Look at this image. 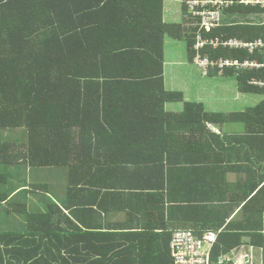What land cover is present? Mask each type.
<instances>
[{
    "label": "trees",
    "instance_id": "obj_1",
    "mask_svg": "<svg viewBox=\"0 0 264 264\" xmlns=\"http://www.w3.org/2000/svg\"><path fill=\"white\" fill-rule=\"evenodd\" d=\"M163 2L0 0V129L7 131L5 140L0 141V264H116L120 255L130 253L135 257L131 264L171 263L167 258L159 261V256L145 260L148 251H140V245L132 243L123 249L104 250L110 246L105 235L97 238V233L82 229L70 218L67 225L57 224L60 219L52 224L55 212L62 215V208L49 199L41 201L45 211L32 212L41 208L28 206L32 202L27 200L29 188L14 196L12 192L8 199V178L25 174L26 168L68 166L76 170L87 162L86 169H95L105 181L114 171L122 177L134 175L137 181L154 179L157 184L121 185L127 190L166 186L169 195H179L182 187L186 191L189 186L201 189L206 185L203 171L207 161H194L187 151L179 149L194 133L211 130L209 124L217 127L231 116L251 127L254 123L250 118L256 115L254 122L259 129L255 132L247 127V135L261 132L264 146V98L247 111H207L201 101L186 100L181 91L166 89L164 46L166 38L185 41L189 61L197 55H222L240 62L246 58L264 62V49L252 54L222 47L213 50L209 45L194 50L197 27L164 22ZM181 7L185 14L186 5L181 3ZM226 13V21L247 23L223 26L204 36L264 37L263 8L238 5ZM252 14L253 22L256 17L258 23H249ZM232 70L226 72L235 76L240 91L264 96L263 89L248 84L251 77L264 79V69ZM170 101H183L181 110H165ZM208 134L214 141H222L219 135ZM173 155L178 156L177 165ZM180 155L189 162L181 161ZM164 161L170 167L166 168ZM128 164L136 166L131 174ZM81 170L85 171V166ZM218 187L212 184L214 190ZM257 187L258 183L251 184L240 201L246 202L242 212L259 214V223H248L244 233L229 231L232 228L219 232L213 258L239 244H264V185L249 199ZM220 188L217 193L225 189ZM197 199L203 201V197ZM193 200L182 197L174 202L181 208L191 207L195 213L201 211ZM242 236L250 239L244 241ZM164 237L162 250L167 248L169 253L170 236Z\"/></svg>",
    "mask_w": 264,
    "mask_h": 264
},
{
    "label": "crops",
    "instance_id": "obj_2",
    "mask_svg": "<svg viewBox=\"0 0 264 264\" xmlns=\"http://www.w3.org/2000/svg\"><path fill=\"white\" fill-rule=\"evenodd\" d=\"M163 1L164 22H183V25L192 24V20H188L184 17L188 15L187 6L186 13H182L183 20L181 21L179 17L178 19L180 22H176V18H174V11L176 8L174 2L178 0ZM185 1L187 0H181L180 10H183L181 3L185 4ZM238 5L242 6L240 4H235L232 7ZM132 8H134V6H132ZM226 10L229 9H225L223 12L224 17L222 25L216 29L236 23H247L240 19L226 21L225 19L229 16ZM254 15L255 14L250 15L252 21L249 23H258V21L255 20L253 22ZM216 29H213L209 33H214ZM166 44L167 40L165 39L164 50ZM209 46L213 50L222 47L224 49L247 51L250 53L247 49H235L224 46L214 48L211 45ZM208 58L211 60H228L229 62L240 61L230 56L227 57L222 55ZM245 60L258 61L257 59L249 58ZM225 67L219 68L217 65L213 67L209 66L207 68L208 75L203 76V79L204 77L207 78L206 83H208V85H205L204 89L198 86L196 92L190 95V97H187L186 100L191 101V99H193L195 101H201L207 111L224 113L247 111L262 101L264 96L257 100L255 99L257 103L251 107L243 108V106H241L239 108L244 102L241 101V95H244L243 99L246 101L245 95L251 93L240 91L237 87L235 76L233 74H227L226 72L232 69V71L236 72L258 71L260 69L245 68L236 70L234 67ZM193 68L194 67L191 65L190 70H193ZM187 70L189 69L187 68ZM252 79L258 78L251 77L248 80L249 85H251L249 81ZM196 84H198L197 81L194 82L193 85L197 86ZM251 86L263 89L257 85ZM202 91H205L204 95H201ZM232 92L235 94H232ZM193 95L195 96L194 98ZM176 103L181 102H167L165 104V110L180 111L183 104L181 106ZM174 105H177V110H175ZM228 117L231 120L221 122L217 127L209 124L208 128L211 130L203 131L200 134L194 133L190 136L191 139L189 138V142H185L180 146V152L187 151L194 161H200V158L201 160L207 161L205 166L206 169H204L205 171L202 170L206 176V185L201 188L202 190L197 186H194L196 188L189 186V189L184 191V187H182L179 195L177 193H171L169 195L166 186H164V188L158 186L154 190H149V187H132L130 190H127V188H122L121 185H133L138 182L140 184H157L154 179H140L137 181L134 180V178H136L134 175L122 177L121 173L117 174L114 171L111 179L105 181L99 177L95 169H86L88 167L86 162V164H82L81 167L79 165L76 170L68 166L26 168L24 175H27V181L22 183L19 180L13 183V185L10 184L8 188L10 191L8 199L12 197V192L14 196L18 190L29 188L27 200L32 201L34 204L33 207L41 208L39 210H32V212L45 211L42 209L43 205L41 201L46 203L49 199L62 208V215L59 212H55V216L53 217L55 222H52V224L57 223V219H60L59 221L61 222L57 224L64 226L70 223L68 220V218H70L82 229L88 228L93 231L94 234L97 233V236H99L97 238L105 235L104 238L109 241L108 244L110 246L103 247L104 250L109 249L111 251L113 249H123L132 243L134 245H140V251H148L149 254L145 255V260H152L153 257L159 256V261L164 258L171 261L167 248L162 250V241L165 238L164 235L169 237L171 231L177 228H190L196 231L202 229H215L221 230L220 232L232 228L229 229V231L244 233L246 229H248V227H246L248 223H259L260 216L257 212L251 213L248 210L242 212L244 209L243 205L246 202L240 201V198L242 195L247 194V191L250 190L248 187L251 184L258 183V187L251 193L249 199L257 193L262 185H264V146L261 141L262 133L259 132L258 134L247 135V127L253 128L255 132L259 129L258 125L254 122V117L256 118V115H252L250 118L254 123L251 127L241 121H235L231 116ZM208 132L219 135L222 141H214V137L209 135ZM183 133L186 136L190 135L189 132ZM203 144L210 145V147L199 146ZM172 157L175 165H177L178 156L173 155ZM180 160L187 161L185 155H180ZM163 164L166 168L170 167L166 161H164ZM84 166L85 171L81 170ZM135 167V164H128L127 169L130 174L133 173L132 171ZM37 169L45 171L38 172L36 171ZM224 169L226 172H223V174L222 171ZM249 176H252V179ZM123 179L129 181H122ZM214 183L219 185L215 190L212 188V184ZM222 186L225 188L224 191L217 193L216 190H220ZM150 193H153V195ZM214 196H216L215 199H213ZM182 197L194 198L197 200L196 203H199V209L201 211L195 213L191 207H178L180 204L174 201ZM198 197L199 200L203 197V201L198 202ZM13 198L19 201V198ZM195 200H193L194 203ZM259 200L261 201V198H259ZM144 209H148V211H144ZM153 210H157V213L154 214ZM262 223L264 225V213L262 215ZM229 224H232V227H229ZM261 233L264 238V230H262ZM243 237H247L248 240L250 239L248 236H242V239ZM95 245L96 244L91 242V248H95ZM87 251L89 252L92 250L88 248ZM86 253L85 251L84 256ZM222 254L228 255L234 264H264V244H262V246L239 244ZM80 256H82L81 253ZM117 259L120 261L116 264H131L135 260V257L134 253H130L124 256L120 255ZM83 264H85L84 261ZM106 264L112 263L107 261Z\"/></svg>",
    "mask_w": 264,
    "mask_h": 264
},
{
    "label": "built area",
    "instance_id": "obj_3",
    "mask_svg": "<svg viewBox=\"0 0 264 264\" xmlns=\"http://www.w3.org/2000/svg\"><path fill=\"white\" fill-rule=\"evenodd\" d=\"M187 17L192 19V25L196 28L197 47L211 45L214 48L224 46L235 49H247L250 53L264 49V37H258L247 41L238 37L216 35L214 38H207L204 34L211 32L222 25L224 10L231 8L234 4L244 6H255L264 9V0H187ZM218 60V61H217ZM211 60L207 56L197 55L193 60L196 67L203 70L213 66L223 68L234 67L236 70L245 68H264V62L256 60L228 61ZM251 85H257L264 89V79H252ZM221 230L202 229L196 231L190 228H177L171 231L168 241L169 257L172 264H234L226 254H219L212 257V248L216 243Z\"/></svg>",
    "mask_w": 264,
    "mask_h": 264
},
{
    "label": "rangeland",
    "instance_id": "obj_4",
    "mask_svg": "<svg viewBox=\"0 0 264 264\" xmlns=\"http://www.w3.org/2000/svg\"><path fill=\"white\" fill-rule=\"evenodd\" d=\"M180 2L181 0L175 1L174 5L176 6L175 8V17L176 21L180 22V20L182 21V13L180 10ZM180 17V20L178 19ZM256 20V17H255ZM167 40V44H166V48H165V52H166V65H165V86L166 89H171V90H179V91H183L182 93L184 94V98L187 99V97H190V95L194 94L196 92V89L199 87H201L202 89L205 88V85H208V83H206V79L203 76L208 75V71L207 70H203L201 67H196V65H192V62L194 61H189V59H187V55H186V49H185V41L183 40H172L170 38H166ZM190 65V66H189ZM191 65L195 68H193V70H190ZM187 68L190 70H187ZM200 68V69H199ZM195 80V81H194ZM198 82V84H196L197 86L193 85L194 82ZM205 91H202L201 95H204ZM232 94H235L234 92H232ZM195 96L193 95V98ZM244 95H241V101L243 102V104H241L239 106V108L241 106H243V108H247V107H251L254 104L257 103V101H255V99H259L262 98L263 95L260 93H251V94H246L245 95V99L246 101L243 99ZM183 102V101H182ZM176 103L177 105H181L183 103ZM177 105H174L175 110H177ZM7 136V131L4 132L3 129H0V141L5 140ZM8 171H11L8 169ZM36 171H45V170H40L37 169ZM11 178V177H10ZM8 178V182L7 184H9L8 186L5 185L6 187H10V183H15L17 181H21L22 183H25L27 181V175H24V173L22 172V174L20 173V176H14L12 179ZM30 205L32 206L33 203L30 202L28 203V206L30 207Z\"/></svg>",
    "mask_w": 264,
    "mask_h": 264
},
{
    "label": "clouds",
    "instance_id": "obj_5",
    "mask_svg": "<svg viewBox=\"0 0 264 264\" xmlns=\"http://www.w3.org/2000/svg\"><path fill=\"white\" fill-rule=\"evenodd\" d=\"M191 27H195V26L191 24ZM196 44H197V39L195 40V44H194V46H193V49H194V50H197V49H203V48L206 46V45H203V46L197 47ZM192 63H193V62H192ZM193 65H194V64H193ZM171 264H172V263H171Z\"/></svg>",
    "mask_w": 264,
    "mask_h": 264
},
{
    "label": "water",
    "instance_id": "obj_6",
    "mask_svg": "<svg viewBox=\"0 0 264 264\" xmlns=\"http://www.w3.org/2000/svg\"><path fill=\"white\" fill-rule=\"evenodd\" d=\"M243 240H244V241H247V240H248V238H247V237H243Z\"/></svg>",
    "mask_w": 264,
    "mask_h": 264
}]
</instances>
